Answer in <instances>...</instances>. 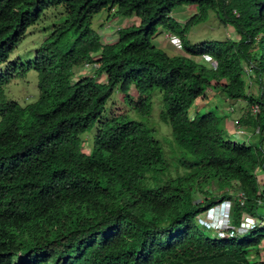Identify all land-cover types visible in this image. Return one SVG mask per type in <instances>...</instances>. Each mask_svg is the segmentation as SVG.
<instances>
[{
	"label": "trees",
	"instance_id": "obj_1",
	"mask_svg": "<svg viewBox=\"0 0 264 264\" xmlns=\"http://www.w3.org/2000/svg\"><path fill=\"white\" fill-rule=\"evenodd\" d=\"M190 6L196 12L183 24L172 17ZM103 9L141 23L103 44L91 26ZM209 11L233 37L192 43L188 26ZM34 30L31 55L11 58ZM158 33L177 36L181 53L157 47ZM85 64L96 65L95 75L72 79ZM30 70L37 99H8L5 87ZM153 88L162 94L159 119L170 127L174 163L152 126L105 110L118 89L129 110L149 115ZM209 90L225 106L245 101L236 121L258 129L255 142L232 141L222 113L189 116ZM92 128L85 153L81 136ZM263 144L264 0H0V264L259 263ZM233 185L240 195L229 193ZM223 201L233 227L243 215L257 223L225 238L206 234L212 230L198 215Z\"/></svg>",
	"mask_w": 264,
	"mask_h": 264
},
{
	"label": "rangeland",
	"instance_id": "obj_2",
	"mask_svg": "<svg viewBox=\"0 0 264 264\" xmlns=\"http://www.w3.org/2000/svg\"><path fill=\"white\" fill-rule=\"evenodd\" d=\"M188 10H192L193 12H196V7L195 6H190V7H183L180 8L179 11L177 12L178 15L183 14V13H187L188 14ZM191 11V13H192ZM107 9H103L100 12L96 13L92 19H91V26L93 29H95L96 31L100 28L101 26V21L102 19L104 20L107 16ZM176 14V12H174V15ZM173 15V12H172ZM122 18V17H121ZM123 19V18H122ZM125 22L123 24H121V27H128V26H137L141 23V18L137 15H132L130 17H124ZM181 24H183V21L180 22ZM118 28V26H117ZM39 32L34 30L32 34H30L29 37H27V39L25 40L26 45L25 46H21L19 47V49L15 50L12 54H11V58H13L15 55L20 54V58L22 60H24L25 58H27L29 55H31V48L33 47V40H37L39 39ZM186 34H187V38L192 42V43H199L201 41H206V40H223L226 37H233V31L230 27L224 26L220 23L218 16L215 12L213 11H209L207 19L205 21L199 22L197 24L188 26L187 30H186ZM168 39V42L170 44H172L175 48H177V44L171 43L170 38L167 33H158L153 39L154 44L156 45H161L162 42L164 41V39ZM236 38V37H234ZM113 39V37H112ZM103 44L105 43V37L103 39H101ZM94 56V55H93ZM83 68H88L89 70H85L87 75H95L94 74V69L96 68V66H84ZM80 69V70H81ZM79 70V71H80ZM38 75L37 72L34 70H30L29 72L26 73V75L24 77H20L17 78L15 80H13L12 82H10L6 87H5V94L6 97L8 99H13L18 101L20 104L25 105L28 102L34 101L35 99H37L38 95H39V91H38ZM148 93L151 95V100H152V110L151 113L149 115H142L140 113H138L135 110H129L128 109V105L127 102L124 100V98L122 97V94L120 93V91L118 89H115L111 95V97L107 100L106 104H105V110L107 112L110 111L111 108H113L114 111L116 112H120V111H124L125 114L127 115V117L129 119L132 120H136V121H142L145 124H147L148 126H152L155 131H154V135L155 137H157L163 147V150L165 151V155L166 158H168L170 160V162H173V158L174 156H176V151L172 145L173 140H172V136H171V130L170 127L163 121H161L159 119V111L163 108V102H162V94L161 92L157 89V88H153L150 89L148 91ZM209 99V102L211 103V110L215 111L217 114H221V111L225 106V104L219 106V104L217 105L218 110L215 108V105H213L216 101V99H219V101H221V96L218 94L215 97H207ZM201 98H198V100H200ZM227 104V103H226ZM232 107L234 108V110L232 111V113H230V118H233L235 120H237V114L239 112V114H242V112L244 113L245 111V107H246V103L243 100H238V101H233V103L231 104ZM197 106V105H196ZM195 106V107H196ZM208 110L206 108H202L200 114L207 112ZM93 128L91 130H88L86 132H84L82 134V140H83V151L85 153H89L90 149H91V144H92V137H93ZM252 129L249 128V130L247 132H245L244 134H241L240 136L243 139L246 138H251V142H255L257 140V135L255 133H253L251 131ZM237 136V133L233 131V137L237 138L240 137ZM264 146V144H263ZM174 163V162H173ZM259 181L262 185V183L264 182V175L258 177ZM215 194L218 193V189L217 186L215 184L212 185L211 187ZM229 190V193L231 195H240V193L237 192L235 185H233ZM195 201H200L202 200V194L201 193H196L195 195ZM223 204H225V206H228V202L224 201ZM219 207H217L218 210ZM206 213H201L198 217L203 219V221H200L201 223H206L209 229L212 230L211 231H207L204 230V232L206 234H210L212 236H216L218 231L213 229V227L215 226L214 224L208 223V220L205 216ZM264 214V211H263ZM198 221V219H197ZM254 223H256V220H254ZM264 224V220L259 222V225H263ZM212 226V227H210ZM223 227L225 226V224L222 225ZM263 248V253H264V247ZM254 252V251H253ZM261 252V258L259 259V263L256 264H264V256L262 257L263 253ZM252 253V252H251ZM252 258H256L255 254H251ZM258 261V259H257Z\"/></svg>",
	"mask_w": 264,
	"mask_h": 264
},
{
	"label": "crops",
	"instance_id": "obj_3",
	"mask_svg": "<svg viewBox=\"0 0 264 264\" xmlns=\"http://www.w3.org/2000/svg\"><path fill=\"white\" fill-rule=\"evenodd\" d=\"M180 8H183V7L176 8L173 11V15L172 14L171 15H172L173 18H176L179 22H182V21L184 22V20L186 18H188V16L190 14H192L193 11L192 10H188V14L187 13H183V14L178 15L177 12L179 11ZM191 11H192V13H191ZM112 12H113V9L111 11L107 12L106 18L104 20L102 19L101 26L97 30V32L100 35L101 39H103L105 37V39H106L105 43H110V42H113L115 40L117 30L119 28H122L121 24H123L125 22L124 17H122L123 18L122 19L121 16H113ZM174 12H176L175 15H174ZM117 26H118V28H117ZM112 37H113V39H112ZM101 42H102V40H101ZM156 46L164 49L169 55H174V54L181 53V50H178L177 48H175L172 44H170L168 42V39H166V38L164 39V41L162 42L161 45H156ZM82 67L83 66H78L77 68L74 69L75 75L77 77H80L82 75H87L85 70H88V68L81 69ZM217 95L218 94L214 90H209L208 93H207V97H215ZM207 97L201 98L200 100L196 101V105L197 106L194 105L192 107V109L190 110V112H189V116L190 117L193 118L196 113L201 112L202 108H206L208 111L211 110V108H212L211 106L212 105L209 102V99ZM226 102H230V101L227 100ZM224 103H225V101L221 98V101H219V99H216V101H215V103L213 105L217 106L219 104V106H221ZM242 115H243V112H242V114H239V112H238L237 119H239ZM229 134L231 136H233V132L229 131ZM237 136H240V135L237 134ZM236 139H237V141H240V142L248 141L249 139L251 140V138L243 139L241 136L237 137ZM260 176H263V175H260ZM263 256H264V253H263L262 257Z\"/></svg>",
	"mask_w": 264,
	"mask_h": 264
},
{
	"label": "built area",
	"instance_id": "obj_4",
	"mask_svg": "<svg viewBox=\"0 0 264 264\" xmlns=\"http://www.w3.org/2000/svg\"><path fill=\"white\" fill-rule=\"evenodd\" d=\"M170 37V36H169ZM170 42L171 43H174V44H177V48H180L181 45H180V41L177 37L175 36H171L170 38ZM203 59L204 61L206 62H209L211 64L212 67H216L217 63L215 60L212 59V57L208 54H204L203 55ZM251 110H252V113H257L259 108H258V105H253L251 107ZM233 111V108L231 106H226L222 109L221 113L224 114V116L226 117V124H227V127L229 129V131L231 132H236L238 135H241V134H244L245 132H247L248 130H243L240 128V125L237 123L236 120H232L229 116L230 113H232ZM258 129H254L253 133H255L256 135L258 134ZM230 139L232 141H236L237 139L234 138L233 136L230 135ZM229 205V203H228ZM204 213L207 220H208V223H211V224H214L215 226L213 227V229L217 230L218 233H217V237L219 238H225L226 236H231V235H235L236 232H240L242 231V228H251L253 227L256 223H254V219L250 218V217H247V216H242V223L240 226H238V228H235L233 227L232 225H230L229 223V217L228 215H223L221 216L219 213H218V210L216 207H211L209 208L208 210H206ZM199 216V215H198ZM198 219V223L200 225H206L208 226L206 223H201L200 221H203V219L197 217ZM200 220V221H199ZM225 224V226L223 227L222 225ZM212 227V226H210Z\"/></svg>",
	"mask_w": 264,
	"mask_h": 264
},
{
	"label": "clouds",
	"instance_id": "obj_5",
	"mask_svg": "<svg viewBox=\"0 0 264 264\" xmlns=\"http://www.w3.org/2000/svg\"><path fill=\"white\" fill-rule=\"evenodd\" d=\"M168 34V33H167ZM168 36H174V35H171V34H168ZM175 37H177V36H175ZM178 38V37H177ZM179 39V38H178ZM179 41H180V39H179ZM180 45H181V42H180ZM178 50H181V47L180 48H177ZM204 55V54H203ZM203 55H202V58H203ZM204 60V59H203ZM87 65H89V66H96V65H94V64H85V65H80V66H87ZM211 65V64H210ZM89 70V69H88ZM93 75V74H92ZM82 76H84V75H82ZM81 77V76H80ZM79 77H77L76 75H75V72H73V74H72V79H78ZM194 105H196V102L193 104V106ZM192 106V107H193ZM233 108V107H232ZM232 120H235V119H233V118H231ZM226 126H227V124H226ZM227 129H228V127H227ZM234 142H238V143H240V141H234ZM224 202V201H223ZM223 202H221V203H219L218 205H215V206H212V207H219L218 208V213L221 215V216H223V215H228V213H229V205L228 206H225V204H223ZM227 202V201H226ZM211 208V207H210ZM209 209V208H208ZM207 209V210H208Z\"/></svg>",
	"mask_w": 264,
	"mask_h": 264
}]
</instances>
